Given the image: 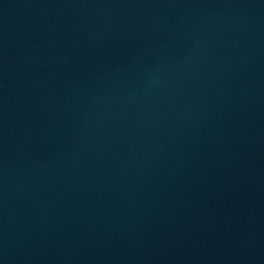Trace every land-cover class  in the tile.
<instances>
[{
  "label": "water",
  "instance_id": "obj_1",
  "mask_svg": "<svg viewBox=\"0 0 264 264\" xmlns=\"http://www.w3.org/2000/svg\"><path fill=\"white\" fill-rule=\"evenodd\" d=\"M0 264H264V0H0Z\"/></svg>",
  "mask_w": 264,
  "mask_h": 264
}]
</instances>
